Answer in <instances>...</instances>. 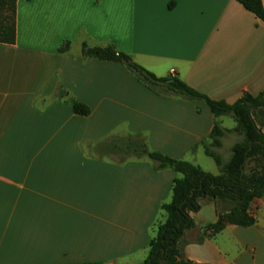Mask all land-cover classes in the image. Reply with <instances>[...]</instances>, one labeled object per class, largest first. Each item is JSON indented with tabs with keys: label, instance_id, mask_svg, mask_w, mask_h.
Returning <instances> with one entry per match:
<instances>
[{
	"label": "crops",
	"instance_id": "0c3cea01",
	"mask_svg": "<svg viewBox=\"0 0 264 264\" xmlns=\"http://www.w3.org/2000/svg\"><path fill=\"white\" fill-rule=\"evenodd\" d=\"M16 16V42L0 44V264L143 262L181 174L122 156L119 145L143 137L150 150L219 174L201 142L211 143L216 122H236L203 100L150 89L120 62L83 57L82 44L114 45L159 77L175 71L233 103L264 90V22L238 0H18ZM73 100L90 114H76ZM235 142L216 147L223 160ZM107 144L114 152L100 155ZM216 206L230 208L204 200L192 214L186 257L264 264V193L250 204V226L206 230Z\"/></svg>",
	"mask_w": 264,
	"mask_h": 264
},
{
	"label": "trees",
	"instance_id": "16d2710c",
	"mask_svg": "<svg viewBox=\"0 0 264 264\" xmlns=\"http://www.w3.org/2000/svg\"><path fill=\"white\" fill-rule=\"evenodd\" d=\"M17 1L0 0V44L16 42ZM238 1L264 22L262 0ZM69 47L70 41H66L59 51H67ZM82 55L85 58L120 62L134 71L150 89L205 101L215 116L230 115L236 122L233 131L240 135V139L231 147L227 161L214 150L221 145L220 138L225 131L218 122L212 129L211 143L201 142L206 154L218 164L219 174L207 172L200 165L187 160L150 150L146 143H140L139 148L134 149L135 154L148 155L157 161L160 168H172L181 174L173 181L171 201L162 205L166 220L159 224L156 235L149 242L148 256L139 264H195L184 254L182 242L186 231L195 224L192 214L202 208L204 200L230 204L227 211H221L216 206L217 218L207 225L206 230L217 233L229 224L250 226L255 223L249 207L254 199L264 193V90L258 94L245 93L229 103L210 98L175 74L157 76L135 62L128 53L118 51L114 45L90 46L84 42ZM72 108L79 115H89L91 111L87 104L77 100L72 101ZM134 144L133 141L130 147H134Z\"/></svg>",
	"mask_w": 264,
	"mask_h": 264
},
{
	"label": "rangeland",
	"instance_id": "374dc122",
	"mask_svg": "<svg viewBox=\"0 0 264 264\" xmlns=\"http://www.w3.org/2000/svg\"><path fill=\"white\" fill-rule=\"evenodd\" d=\"M230 116V115H229ZM230 121V120H229ZM236 126V125H235ZM240 139V135L237 133V132H235V131H233V128H231V129H225V131H224V133H223V135L221 136V138H220V140H221V145L222 144H224V146L225 145H227L228 146V149L226 148V150H229V146L232 144V142H234V141H238ZM106 141H108V142H110V139H108V140H106ZM134 147H132V148H130V149H127L126 147H125V142L124 143H121V145H119L120 147H119V151L121 152L120 154L122 155V156H125V155H128V154H135V150L134 149H136V148H139V146H140V143H145V141H144V139H143V137H135L134 138ZM230 144V145H229ZM105 147H107V148H105V149H102V147H101V149H99V151H100V153H102V154H100V155H106L105 153H107V151H109V149H110V151H113L114 152V145H110V144H107ZM147 147H148V145H147ZM104 148V147H103ZM103 150H104V152H103ZM214 150L216 151V148H214ZM106 151V152H105ZM217 152V151H216ZM104 153V154H103ZM110 154V153H109ZM200 155H203V157L205 158V159H207L208 161H210V163H212V166L214 167L215 166V161H214V159H212L211 157H208V156H206V155H204V154H200ZM196 160H199V163L200 164H202L205 168H208V165H206L205 163H203L202 161H200V159H196ZM210 212V208H209V206H204V208H203V212H201L202 214L201 215H206V213H209Z\"/></svg>",
	"mask_w": 264,
	"mask_h": 264
},
{
	"label": "built area",
	"instance_id": "2783aa9c",
	"mask_svg": "<svg viewBox=\"0 0 264 264\" xmlns=\"http://www.w3.org/2000/svg\"><path fill=\"white\" fill-rule=\"evenodd\" d=\"M171 74H175V71H172Z\"/></svg>",
	"mask_w": 264,
	"mask_h": 264
}]
</instances>
